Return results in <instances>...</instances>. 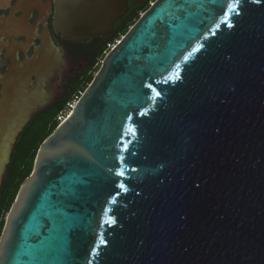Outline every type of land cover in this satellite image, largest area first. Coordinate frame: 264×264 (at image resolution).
<instances>
[{
	"label": "water",
	"instance_id": "obj_1",
	"mask_svg": "<svg viewBox=\"0 0 264 264\" xmlns=\"http://www.w3.org/2000/svg\"><path fill=\"white\" fill-rule=\"evenodd\" d=\"M128 10V0H55L54 32L107 37ZM13 62L0 78L8 108ZM29 72L27 89L41 80ZM44 107L15 123L0 115V197ZM0 264H264V0L150 6L41 146Z\"/></svg>",
	"mask_w": 264,
	"mask_h": 264
},
{
	"label": "flooded vegetation",
	"instance_id": "obj_2",
	"mask_svg": "<svg viewBox=\"0 0 264 264\" xmlns=\"http://www.w3.org/2000/svg\"><path fill=\"white\" fill-rule=\"evenodd\" d=\"M148 2L151 4L153 0H128L129 10L122 19L116 22L115 32L121 25L131 20L134 21L140 13L137 9L142 4L148 5ZM35 9L39 13H36ZM12 12L15 13V16L11 14ZM54 13L55 0H0V22L4 25L2 31H5L2 35L0 34V78L12 65L14 58H18L21 71H24L27 66L24 62L25 57L28 60L34 59L33 64H40L44 51L52 55L49 61V73L38 82L36 78L32 77L31 88H39L43 84L47 91L50 92L51 89L53 92L46 95L43 102L45 109L37 115L61 102L68 93L74 90V86L80 78L72 76L67 79L68 72L65 62L76 55L77 47L90 44L91 51L86 55L93 56V52H96L95 47L100 42L112 38L115 33L107 37L92 36L86 42L66 39L54 32ZM141 16L143 15L141 14L139 19ZM29 66L31 65L29 64ZM1 89L2 86H0V91Z\"/></svg>",
	"mask_w": 264,
	"mask_h": 264
},
{
	"label": "rangeland",
	"instance_id": "obj_3",
	"mask_svg": "<svg viewBox=\"0 0 264 264\" xmlns=\"http://www.w3.org/2000/svg\"><path fill=\"white\" fill-rule=\"evenodd\" d=\"M156 1L157 0H153V2H151V3L154 4ZM150 6H152L150 3L148 5H146V3H145V4H142L139 7V9H137L138 11H140L139 16L136 19H134V22L129 27V30L139 21L140 15L141 14L144 15L149 10ZM127 24H129V22L125 23L124 25H121L117 29L118 31H117L116 37L122 35L120 37V40H118L120 42H121L122 38L125 37V35L129 32L128 31L127 33H123V30ZM109 41H113V38L105 40L104 42H100L95 47L96 52H93V56H87L86 55L87 53H89L91 51V45L90 44L77 47L78 51L75 52L76 55L74 57L67 59V61L65 62L66 69L68 72L66 74L67 79L69 77H72V76L77 77V78L79 77L80 79H83V78L88 79L91 76L95 77V75L98 73V71L102 67V62L105 59L106 52H107V49H106V47H108L107 43ZM113 43H116V45H118L117 41H115ZM92 48H94V47H92ZM41 57H42L41 58L42 60H41L40 64H37V66L34 65V67H30V66L26 67L25 71H21V75L15 81V86L16 87L18 86V91H17L15 97H12V100L10 101V108L0 106V115H2L4 117L7 114L6 109L9 110L10 118L8 119L7 122L11 121L15 117V119L13 120V123H15L16 122L15 120L26 116L27 112H29L31 110L32 106L43 104V102L46 98V95L53 93L51 89H50V92L47 91V89L45 87H43V84L40 85V87L36 90H33L32 88L31 89L26 88L27 87V76L30 73L29 72L30 70H33V71L40 73L41 78H43L50 71L49 61L52 58V55L47 54L46 51H44L42 53ZM83 75H84V77L82 78ZM32 90H33V93H32ZM63 92H64V89L62 87V95L64 94ZM74 92L75 91L72 90L70 93H68L67 97H69V96L72 97ZM74 99H76V98L74 97L72 99V101ZM56 105H58V106L62 105V101ZM65 112H67V110L63 111L62 113L64 114ZM34 119H33V121H34ZM33 121L30 122V124L28 125V127L26 128V130L23 132V134L21 135V137L19 139V142H21V143L26 141L25 142V144L27 145L26 152L31 150L34 147V144H35L36 140L38 139V137L45 132L46 124L49 120H46V122H44V124L39 123V122H35L33 124ZM38 154H39V152H38ZM38 154H37V158H38ZM37 158H36V160H37ZM22 163H23V159L21 161V164ZM7 216H8V213L4 216L5 220H6Z\"/></svg>",
	"mask_w": 264,
	"mask_h": 264
},
{
	"label": "trees",
	"instance_id": "obj_4",
	"mask_svg": "<svg viewBox=\"0 0 264 264\" xmlns=\"http://www.w3.org/2000/svg\"><path fill=\"white\" fill-rule=\"evenodd\" d=\"M138 17V15H137ZM136 17V18H137ZM134 21L131 20L129 24H127L123 30V33H127L129 31V27L132 25ZM118 31V30H117ZM117 31L114 33L113 41H109L107 44H112L115 41L120 40V37L117 36ZM110 38V39H112ZM115 44V43H113ZM107 49V47H106ZM105 49V50H106ZM84 75L82 76V78ZM94 77H90L88 79H79L74 86V94L73 96L66 97L62 100V105H53L52 107L48 108L46 111L37 115L34 119L33 124L35 122H39L44 124L46 120H49L46 124L45 132L38 137L36 140L34 147L26 152L27 145L25 142H19L16 146L15 152L13 154L11 165L9 166L7 176L4 181L3 189L1 192L0 198V237L2 235L4 226H5V219L4 216L9 213L11 210L19 190L25 180L29 178V176L34 171L35 161L37 158V154L42 146V144L53 134L56 128L61 123L58 120V116L61 112L67 109L68 103L72 101L74 97H80V94L84 92V90L91 84ZM32 124V125H33ZM28 130V129H27ZM23 159V163L21 161Z\"/></svg>",
	"mask_w": 264,
	"mask_h": 264
},
{
	"label": "built area",
	"instance_id": "obj_5",
	"mask_svg": "<svg viewBox=\"0 0 264 264\" xmlns=\"http://www.w3.org/2000/svg\"><path fill=\"white\" fill-rule=\"evenodd\" d=\"M151 5H153V3H151ZM120 41H117V43H119ZM116 46V43L115 44H108V47H107V52H106V55L108 54L109 51H111L114 47ZM83 93L80 94V97ZM80 97H75L76 99H74L73 101H71L70 103H68L67 105V112H65L64 114L61 112L60 115L58 116V120L60 122H63L72 112L74 106L76 105V103L78 102L79 98Z\"/></svg>",
	"mask_w": 264,
	"mask_h": 264
},
{
	"label": "snow or ice",
	"instance_id": "obj_6",
	"mask_svg": "<svg viewBox=\"0 0 264 264\" xmlns=\"http://www.w3.org/2000/svg\"><path fill=\"white\" fill-rule=\"evenodd\" d=\"M226 7L228 8L229 12H235V5L232 3H229L226 5ZM118 175H122L123 173H117ZM121 188H123V185H120Z\"/></svg>",
	"mask_w": 264,
	"mask_h": 264
}]
</instances>
